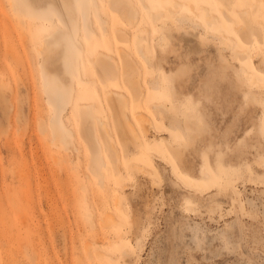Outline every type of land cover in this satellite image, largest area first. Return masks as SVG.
<instances>
[{"label": "rangeland", "instance_id": "rangeland-1", "mask_svg": "<svg viewBox=\"0 0 264 264\" xmlns=\"http://www.w3.org/2000/svg\"><path fill=\"white\" fill-rule=\"evenodd\" d=\"M58 1L57 16L71 34L40 54V29L48 26L40 28L37 16L52 11L47 0H26L31 14L25 17L0 0V264H108L107 254L114 264H264V0H180L185 9L190 2L206 5L216 16L211 30L222 40L205 35L207 45L189 53L177 35L157 48L148 39L154 68L135 50V37L145 30L152 38L164 25H154L138 0L139 16L130 22L96 0L110 32L101 36L92 6V39L79 23L80 0ZM171 1L148 3L163 9L174 27V11L184 10ZM245 9L247 42L236 30L243 23L238 11ZM116 27L127 42L117 39ZM75 37L84 53H76ZM120 46L139 70L120 55ZM97 49L113 57L116 68L107 81L89 65ZM75 60L93 83L77 81ZM150 76L158 79L157 91ZM56 80L66 93L60 102L72 132L68 145L53 140L49 125ZM108 89L125 94L139 139L120 138L104 99ZM153 101L176 114L183 130L171 129L162 112L148 107ZM89 102L107 132L95 126V155L78 115V104ZM141 110L149 118L146 133L135 117ZM168 141L186 144L179 157L169 153Z\"/></svg>", "mask_w": 264, "mask_h": 264}, {"label": "bare ground", "instance_id": "bare-ground-1", "mask_svg": "<svg viewBox=\"0 0 264 264\" xmlns=\"http://www.w3.org/2000/svg\"><path fill=\"white\" fill-rule=\"evenodd\" d=\"M138 1V3L142 4L143 8L149 10V18L153 21L154 25L157 24V21H160V24L164 25V27L161 29V33H154L152 38H150L146 34L145 30L139 31L135 37V50L141 55L144 62L153 66V68L155 58L152 54L148 52L146 42L148 39H150L152 41V45L157 48L159 46H162L164 44V41L168 38L176 39L175 36L177 35L178 38L184 40L185 45L188 47L187 50L189 51V53H198L203 48V45H207L208 42L207 39H205V35L211 39L215 38L218 40H222V34L212 32L211 30L213 26L217 25L216 16L209 11L206 5H201L196 8L193 3L190 2L187 4V8L185 9L183 7L184 4L180 0H172L170 2L172 7H174L175 9L177 7H181L184 10L180 12L174 11L176 24L174 27H172L171 25H168L167 20L164 18L166 13L163 9L151 10L148 0ZM47 2L52 7V11L48 13H42L41 15L37 16L40 22V28L43 26H48V28L44 30L40 29V54L51 51L53 46L57 47L63 39H65L71 34L70 28L65 26V24L62 23L61 19L57 16L59 9V1L47 0ZM106 2L108 3L109 8L117 12V15L126 22H130L132 19L138 18L139 16V11L137 5L135 4V0H106ZM9 3L11 9L17 15H21L22 17H25L26 15L30 16L31 13L27 10L26 0H9ZM92 6L95 8V12L97 14L98 23L101 30V36L107 37V33H109L110 30L107 27V20L103 17L100 7L96 0H80L78 4L79 23L80 26H82L83 28L82 31L86 35H88L89 39H92L94 36L97 35L96 31L92 26V22L88 13V10L91 9ZM167 10L168 12H173L174 9L172 10V8L168 6ZM199 12H202L203 18L207 26H204L202 24ZM168 14L170 15V13ZM238 14L240 17L243 18V23L236 26V30L241 39L247 42L250 38L248 27L250 26L251 18L248 17L247 9L239 10ZM114 32L116 33L117 39L121 42L128 41L123 28L116 27L114 29ZM255 33L257 35H260L257 27L255 28ZM231 40V43H233L232 38ZM73 42V46L76 50V53H84V45L77 37H75ZM120 47H122L119 50L120 55L123 57L128 56V53L123 48V46ZM243 54L244 51L242 50L237 49L235 51V55H238L240 57H243ZM185 56H188L187 53L185 54ZM128 58L131 60V63L134 68L136 70H139L140 68L137 67L135 60L131 59V57L129 56ZM157 58L156 60L158 61ZM112 59L113 57L111 54L107 53L104 50L97 49L94 54L89 57V65L96 72L97 75L102 76L107 81L109 77H112L111 75L116 68ZM261 63L264 64V59L261 60ZM73 69L75 77L77 78V81L80 84L87 85L89 83L94 82V79L89 80L82 76L80 63L77 60L74 61ZM241 69L244 70L245 73L248 75V71L243 64L241 65ZM147 79L152 82V90L157 91L159 89L157 77L150 76V78ZM134 83L137 87V90L144 95L146 93V87L142 84L141 79L139 77H136ZM43 86L45 89L47 88L46 77H44ZM54 86L56 93L53 97H49L50 99H54L55 101V106L50 116L49 125L53 140L60 141L63 145H68V140L69 137L72 135V132L62 121L60 102L61 99L66 98V93L60 81L56 80L54 82ZM104 99L106 101V104H108L110 115L122 141H126L127 139L132 140L133 137L139 139L134 121L131 119L127 111V107L125 105V94L119 90L108 89L104 92ZM148 107H151L156 114H160V112H162V116L168 119L169 126L171 127V129L183 130V126L181 125L178 116L176 114H173L171 111H168V109L162 102H150ZM141 111H138L135 117L142 131L146 133L149 128L146 121H148L149 118L147 116L146 111ZM165 113H168V115H165ZM78 115L80 121V129L84 132L86 136V142L92 154L95 155L99 152V142L95 135V126H97L101 131H104V134L107 135V132L105 131V122L102 117H100V115L96 113L95 104L93 102L78 104ZM165 146L173 157H179L181 149L185 147L186 144L180 141L176 143H173V141H168L166 142ZM111 147H113V150L115 151V147ZM102 163L105 164L104 161H102ZM99 182L102 183V179H99ZM114 202L116 204L119 203L116 197ZM108 215H110V217L114 219L112 214ZM104 218H107V214ZM89 226L94 228V222L91 216L89 218ZM107 246H109L108 241ZM12 252L14 253L13 250ZM125 253L126 252H124V254ZM96 255L102 257L103 252L96 250ZM115 262H117L116 259L113 256L107 254V263L114 264Z\"/></svg>", "mask_w": 264, "mask_h": 264}]
</instances>
